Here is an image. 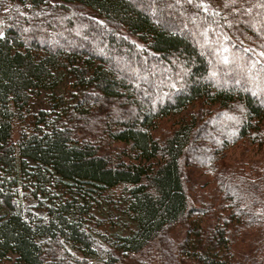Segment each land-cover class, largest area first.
<instances>
[{
	"label": "trees",
	"instance_id": "1",
	"mask_svg": "<svg viewBox=\"0 0 264 264\" xmlns=\"http://www.w3.org/2000/svg\"><path fill=\"white\" fill-rule=\"evenodd\" d=\"M11 255L264 264V0H0Z\"/></svg>",
	"mask_w": 264,
	"mask_h": 264
},
{
	"label": "rangeland",
	"instance_id": "2",
	"mask_svg": "<svg viewBox=\"0 0 264 264\" xmlns=\"http://www.w3.org/2000/svg\"><path fill=\"white\" fill-rule=\"evenodd\" d=\"M56 91H58V90H56ZM46 97H47V94L43 93L38 100L33 102V106L36 107V108H48L50 106V103L48 102L49 100H47ZM173 120L174 119H166V120H164L161 123V125L159 126V129H161V130H158V132H156V134H157L156 136H159L161 134H165L166 130H168V128L172 125ZM244 155H245V157H247L246 154H244ZM177 231H179V232L181 231V229L178 226L175 227V229H173L174 233H179ZM0 264H15L14 256L11 255L8 260H6V261H4L3 263H0Z\"/></svg>",
	"mask_w": 264,
	"mask_h": 264
}]
</instances>
